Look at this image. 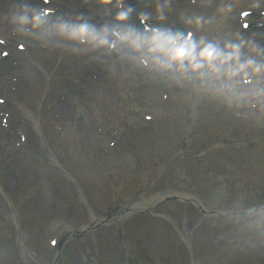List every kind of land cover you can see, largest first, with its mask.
<instances>
[{
	"label": "rangeland",
	"instance_id": "rangeland-1",
	"mask_svg": "<svg viewBox=\"0 0 264 264\" xmlns=\"http://www.w3.org/2000/svg\"><path fill=\"white\" fill-rule=\"evenodd\" d=\"M40 1L0 43V264H264V66L196 0ZM113 24L133 49L95 47Z\"/></svg>",
	"mask_w": 264,
	"mask_h": 264
},
{
	"label": "bare ground",
	"instance_id": "bare-ground-1",
	"mask_svg": "<svg viewBox=\"0 0 264 264\" xmlns=\"http://www.w3.org/2000/svg\"><path fill=\"white\" fill-rule=\"evenodd\" d=\"M4 1V0H0ZM117 2V6L120 9L122 6V9L125 10V5L127 3L130 4L127 9L130 12L131 15H139L140 11H138V7H134L133 10H130V6L134 3V1L138 2V0H115ZM230 0H196L195 1V7L196 10L200 13V16L198 15L197 21H196V30L199 33H203L204 31L202 28L206 25L208 28L214 27V31H219L223 35L228 28H230L231 35H224V40L226 42L225 46L220 47H228L229 50L232 51H242L239 55L245 54L247 56V69L248 72L252 75H250V78H259V75L261 72H259V69H261V66H264V33L258 32L256 34H250L245 32H240L238 28L234 25V12L233 8L231 11V7L228 8L231 4L229 3ZM237 1H243V0H237ZM123 2L125 5H123ZM10 5V3H7ZM135 4V3H134ZM40 0H25L22 3L11 5L8 7L6 11L3 13H0V38L2 40L8 39L13 32L16 31H24V26L37 23L39 20V17L44 13L45 10H42V8H45V5ZM234 6V5H233ZM1 12V9H0ZM236 12V11H235ZM237 18L239 19V16L236 13ZM26 20H25V19ZM219 19V20H218ZM222 26H224L222 28ZM45 33L42 35V38L39 40L34 39L33 46L37 44H41L42 42L49 41L48 39L44 38ZM252 38H255L256 41L263 44V46H260L258 49H253L251 44H249V40ZM47 43V42H45ZM50 45V43L48 42ZM52 46V45H51ZM33 48V47H32ZM228 49V48H227ZM262 49V50H260ZM120 51V50H119ZM118 51V52H119ZM258 53V54H257ZM118 55V53H117ZM238 55V57H239ZM253 57V58H251ZM249 59V60H248ZM131 62V61H130ZM122 68V67H121ZM109 69H106L104 76L101 78V82L104 81L106 74L111 75L109 72ZM101 74V75H102ZM114 74V73H113ZM118 74V73H117ZM108 77V76H107ZM3 80V79H1ZM106 83V82H105ZM101 85L100 94L101 96H105L107 94H110V91L113 89L115 85H118V81L114 79V77H108V82L106 84ZM91 101V100H89ZM94 104H96L94 102ZM75 125L78 126L79 124L75 122ZM0 208L4 209L3 202L0 198Z\"/></svg>",
	"mask_w": 264,
	"mask_h": 264
}]
</instances>
